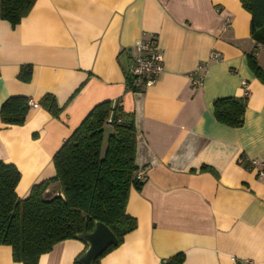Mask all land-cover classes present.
Here are the masks:
<instances>
[{
  "label": "crops",
  "instance_id": "0c3cea01",
  "mask_svg": "<svg viewBox=\"0 0 264 264\" xmlns=\"http://www.w3.org/2000/svg\"><path fill=\"white\" fill-rule=\"evenodd\" d=\"M250 19L240 0H36L15 27L0 19V107L10 96L38 103L22 125L0 121V161L20 172L17 196L55 175L53 155L110 100L135 127L145 178L126 204L135 229L100 264H162L177 253L182 264H264V84L246 58L254 53L264 71V47L256 48ZM143 33L157 36L164 71L131 90ZM211 51L222 59L209 60ZM23 64L32 66L29 82L16 77ZM44 94L55 97L57 117L39 103ZM244 95L240 127L215 120L216 98ZM85 248L78 238L60 241L38 264H77ZM0 264L22 263L0 245Z\"/></svg>",
  "mask_w": 264,
  "mask_h": 264
},
{
  "label": "trees",
  "instance_id": "16d2710c",
  "mask_svg": "<svg viewBox=\"0 0 264 264\" xmlns=\"http://www.w3.org/2000/svg\"><path fill=\"white\" fill-rule=\"evenodd\" d=\"M35 1L0 0V19L15 27ZM240 2L251 15L250 36L256 48L264 47V0ZM246 58L249 69L264 84V71L255 54L248 53ZM31 73L32 66L23 64L16 77L29 82ZM28 101L26 96L8 97L1 104L0 121L7 125L24 124L30 108ZM39 103L54 117L61 111L52 94H44ZM246 103L247 95L216 98L215 120L232 128L240 127ZM135 146L133 123L123 118L117 102L107 100L91 109L53 155L55 175L33 184L25 198L15 192L19 170L0 161V245L11 247L13 261L38 264L40 256L56 243L76 239L78 234L90 232L95 222H101L113 232L116 242L91 263L100 264V259L137 225L135 218L126 213L129 190L142 186V181L135 178ZM205 169L206 166L201 167ZM55 183L57 186L49 189ZM83 252L74 259L75 263L81 264ZM183 260L184 254L177 253L162 260V264H182Z\"/></svg>",
  "mask_w": 264,
  "mask_h": 264
},
{
  "label": "built area",
  "instance_id": "2783aa9c",
  "mask_svg": "<svg viewBox=\"0 0 264 264\" xmlns=\"http://www.w3.org/2000/svg\"><path fill=\"white\" fill-rule=\"evenodd\" d=\"M226 24L224 27L229 26ZM135 53L132 58L130 69V78L127 82L131 90H143L152 86L160 74L164 71L163 52L158 44L157 36L154 33H143L142 38L137 40L134 44ZM222 56L217 51L209 53V60L220 61ZM205 65L201 64L196 67V71L204 70ZM193 84L200 86L202 84V77H193ZM30 108H37L38 103L29 100ZM255 162L253 161L252 164ZM258 176L264 181V164L257 171ZM135 178L143 181L145 178L144 171L138 169L135 172Z\"/></svg>",
  "mask_w": 264,
  "mask_h": 264
},
{
  "label": "water",
  "instance_id": "95a60500",
  "mask_svg": "<svg viewBox=\"0 0 264 264\" xmlns=\"http://www.w3.org/2000/svg\"><path fill=\"white\" fill-rule=\"evenodd\" d=\"M77 238L86 244L79 258L81 264H91L109 244L116 242L113 232L101 222H95L90 232L78 234Z\"/></svg>",
  "mask_w": 264,
  "mask_h": 264
},
{
  "label": "rangeland",
  "instance_id": "374dc122",
  "mask_svg": "<svg viewBox=\"0 0 264 264\" xmlns=\"http://www.w3.org/2000/svg\"><path fill=\"white\" fill-rule=\"evenodd\" d=\"M107 128V127H106ZM108 133V128L107 129H105V134H107ZM106 144V141L104 142V144H103V146Z\"/></svg>",
  "mask_w": 264,
  "mask_h": 264
}]
</instances>
